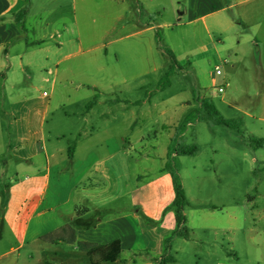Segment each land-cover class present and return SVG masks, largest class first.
Returning <instances> with one entry per match:
<instances>
[{"label": "crops", "instance_id": "obj_1", "mask_svg": "<svg viewBox=\"0 0 264 264\" xmlns=\"http://www.w3.org/2000/svg\"><path fill=\"white\" fill-rule=\"evenodd\" d=\"M252 1L258 0H0V79L3 89L6 88L9 74H26L27 80L31 81L35 74L31 75L30 71L38 72L41 67L48 65L56 67L54 71L44 69L49 75H54V85L59 76L63 88L75 85L76 91L89 88L97 94L87 99L84 108L80 106L75 113H71L77 127L74 131L76 144L71 147L59 144L64 137L59 133L53 134L40 149L30 146V135L34 136L28 130L34 120L33 103L28 98L23 102L24 109L20 111L22 121L16 126L17 132L12 135L14 139L7 146L0 144V153L6 150L13 153L11 158L16 172L33 173L23 183L15 184L12 179L14 186L10 188L11 195L25 190L24 200L30 204L27 209L22 207L20 212L12 216L3 209L0 190V261L17 253L5 264H45L42 262L46 256L45 248L40 245L44 243L42 237L59 232L67 226L74 229L78 242L107 245L120 240L121 255L126 250L138 251V246L142 245V248L155 249L159 251L160 257L163 256L164 235L172 234L176 229L172 209L175 191L172 176L167 169H163L148 187L154 190L152 208L141 206L134 213L124 212L113 219L102 217L89 220L94 210L100 211L112 205L109 200L104 201L102 206H93L94 197L102 196L107 190V186L99 190L102 185L93 180L94 169L103 166L107 175L114 168L130 163V150L126 147V144L130 146L129 139L123 138L122 132L113 133V122L121 121L125 114L135 110V128L137 121H144L148 116L144 107L157 106L154 98L131 100L118 95L114 90L129 88L130 82L143 90V78L163 68L164 54L156 42L157 30L164 29L172 33L181 31L187 38L186 51L180 48L183 43L180 32L167 38L169 50L174 53L179 68L186 67L189 72L204 73L215 60L224 62L222 82L234 77L235 80L239 78L240 82L244 81L248 91H242L241 95L248 99V107L238 105L237 100L231 104L224 98H221V103L228 110H236L246 118L264 121V16L247 15V5ZM54 5L60 11L68 8L72 17L71 25H63L65 33L59 35L61 41L52 44L53 35L49 33L30 38L25 27L30 18L36 17L38 26L50 27ZM26 7L29 10L22 24L16 15ZM237 8L242 12H236ZM101 10H105V15ZM252 10L256 12L253 7ZM62 14L63 19L65 14ZM98 16L105 17L108 25L102 35L94 29L99 22ZM105 40L106 43H103ZM98 48L105 49L100 56L108 60L107 69H99L100 73H106L100 79L92 75V65L98 56L91 54ZM84 56L87 59L83 64L68 66V63ZM170 66L171 61L169 69ZM84 71L85 76L78 78L73 74ZM203 86L201 90L209 87ZM17 87L12 84L10 89ZM99 88H106L108 93H116L117 96L103 100L97 91ZM205 98H199L198 103L188 100L182 106L191 109L197 104L199 108L201 100ZM63 100L69 102V106L73 105L71 97L63 96ZM94 100L95 103L88 107ZM13 105L17 106L18 103ZM62 107L65 108L66 104L63 103ZM49 111L48 104L40 117L39 136L42 139L39 143L44 141L43 126ZM2 127L0 113V134L3 133ZM164 127L169 128L171 125ZM2 165L9 167L8 160L0 154V176L6 174ZM53 176L55 188L51 191ZM119 181L117 196H125L126 187L130 189L129 184L124 176H120ZM161 185L166 188L162 199L157 193ZM137 191L138 187L135 195ZM65 196L67 199L63 201ZM64 204L67 208L61 212ZM170 208L173 213L166 214ZM157 230L164 232L153 241ZM11 238L17 242V247L9 245ZM4 245L5 250L2 248ZM26 245L32 248L25 252L26 256H22L21 250Z\"/></svg>", "mask_w": 264, "mask_h": 264}, {"label": "rangeland", "instance_id": "obj_2", "mask_svg": "<svg viewBox=\"0 0 264 264\" xmlns=\"http://www.w3.org/2000/svg\"><path fill=\"white\" fill-rule=\"evenodd\" d=\"M248 4V16H264V8L260 7L264 6L263 0L252 1ZM252 7L256 9V12L252 10ZM53 8L50 27L38 26V19L30 18L25 25L30 38L49 33L53 35L52 44L56 45L61 41V36L65 33L63 25L64 23L71 25L72 17L69 15L68 8L61 11L55 5ZM235 10L242 12L240 8ZM62 12L65 14L63 19L61 18ZM101 13L105 15V10H101ZM97 18L99 22L94 29L102 35L108 27L107 21L105 17L98 16ZM157 32L156 42L164 54L163 68L143 78L142 83L145 86L143 90H139L134 82L128 84L129 88L114 90L118 95L131 100L154 98L157 106L153 108L145 106L148 116L144 121L143 119L137 121L135 128H133L136 122L135 110L125 114L121 121L113 122V133L122 132V137L129 139L130 146L126 144V147L130 150L128 155L130 163L121 168H114L107 175L103 166L94 169L92 178L102 185L99 190L106 186L107 190L102 193V196L94 197V205H92L102 206L104 201L109 200L112 201V205L100 211L94 210L89 220L102 217L106 220H109V217L113 219L124 212L134 213L141 206L152 208L154 190L151 191L148 187L163 169H167L168 149L176 127L188 114L193 113L195 116L194 113L197 114L200 109L197 104L196 107L189 109L182 106V103L188 100L191 102L195 100L193 103H198L199 98L206 96L214 102L225 118L230 120L242 118L244 124L240 130L233 129L220 125L207 116L205 121H198L187 127L184 134L186 144H196L198 152L194 156L171 159V164L172 167L177 165L179 169L188 201L184 212L187 218L186 228L189 238L175 237L169 243L171 254L175 258V262L170 264H264V149H257L251 143L254 137L264 140V121L246 118L236 110H228L227 106L221 103V98H224L231 104L237 100L238 105L248 107V99L241 95V92L248 91V88L244 85V81L240 82L239 78L235 80V77L223 83L224 75L218 76L215 71L216 67L220 66L222 72L225 73V64L220 60L210 63V67L204 73H192L186 67L181 69L175 67L173 74L168 75L170 61L164 52L169 49L167 38L180 32V38L183 41L180 47L182 51L187 50V38L181 31L172 33V31L161 29ZM104 51L105 49L98 48L91 54L98 56L97 61L92 65V75L98 79L106 74L100 73L99 69L106 70L108 65V60L100 56ZM86 59V56L75 59L68 63V66H78ZM44 69L54 71L56 67L45 65L38 72L30 71L31 75L35 74L31 81L27 80L26 74H9L5 89L2 88L0 79V113L3 121L0 144L7 146L14 139L12 135L17 132L16 126L22 121L20 111L24 109L23 102L27 98L33 103L32 114L34 115V120L28 129L34 134V136L30 135V146L34 145L40 149L45 141L48 142L53 134L58 133L64 136L59 144L65 147L76 144L74 131L77 127L71 113H75L80 106L84 108L87 99H91L96 91L89 88L76 91L77 86L75 85H66L63 88L59 76L56 77L54 85V75H49ZM73 74L78 78L85 76L86 71ZM75 82L79 83V81ZM12 84L18 87L10 89ZM203 85L209 87L201 90L200 87H204ZM220 87L224 89L223 93H219ZM97 91L103 100L117 96L116 93H108L106 88H99ZM63 96L71 97L73 105L69 106V102L63 100ZM14 103L18 105L14 106ZM63 103L66 104L65 108L62 107ZM48 104L50 111L43 126L44 141L39 143L42 139L39 136L40 117ZM166 125H171V127H166V129L164 127ZM0 154L8 160L9 164V167L1 166L6 169V174L0 176L3 209L13 216L16 212H20L22 207L27 209L30 203L24 200L25 190L23 189L10 194V188L14 186L11 181L14 179L15 184L26 182L33 176V173L16 172L13 158H11L12 152L6 150ZM120 176H124L126 183L129 184L130 189L126 187L125 196H117ZM137 187L138 193L135 195ZM50 188L54 191V176ZM165 191L164 185L158 188L157 193L160 194L161 199L165 197ZM50 194L52 195L51 192ZM66 199V196L62 198L63 201ZM66 208L64 204L60 211L64 212ZM167 213H173L172 209ZM109 214L111 216H108ZM163 232L164 230L161 231ZM161 233L157 230L153 241L159 239ZM31 235L32 232L30 237ZM164 236L167 239L171 234L167 233ZM152 243L154 246L155 243ZM9 245L18 246L12 238L9 240ZM40 245L45 248L46 256L42 261L45 264H111L103 262L98 255L91 257L82 252L77 243L45 244L44 242ZM142 247L139 245L138 251L126 250L116 264H161L164 254L160 257L159 251L146 250ZM2 248L5 250V245ZM31 248L26 245L21 250L22 256H26L25 252ZM16 255L17 253L1 260L0 264H5L9 258ZM34 256L37 258L36 255Z\"/></svg>", "mask_w": 264, "mask_h": 264}, {"label": "trees", "instance_id": "obj_3", "mask_svg": "<svg viewBox=\"0 0 264 264\" xmlns=\"http://www.w3.org/2000/svg\"><path fill=\"white\" fill-rule=\"evenodd\" d=\"M29 7H26L22 11H20L16 17L20 23L23 24V19L26 16ZM165 55L170 59L171 66L169 69L168 75H172L175 67H179L178 61L174 55V53L167 49L164 51ZM95 103V100L92 101L88 107H91ZM188 114L180 125L176 127L174 136L171 139V143L168 149V162H167V170L170 171L173 180V186L175 191V199L172 203V209L175 214L176 220V229L171 234L169 238L165 241V252L162 259L161 264H170L175 262L174 256L171 254V246L170 242L175 237H184L186 239L189 238L188 230L186 228L187 218L185 215V208L188 205V201L183 189V184L181 177L178 172L177 165L172 167L171 159L174 160L176 157L181 156H194L198 152V146L196 144H186L184 134L187 130V127L198 121H205L207 116L213 118L218 124L240 130L244 124L242 118L230 120L225 118L222 113L215 106L214 102L210 99H202L200 102V109L196 113ZM251 143L254 147L264 149V140L260 138H252ZM70 158L72 157V152L69 154ZM42 241L49 244H57V243H77L82 252H85L92 256H100L101 260L106 263L116 264L120 258L122 253V245L120 240H115L107 245H99L96 243L90 242H77L75 231L70 226L63 228L59 232L49 233L42 237Z\"/></svg>", "mask_w": 264, "mask_h": 264}, {"label": "built area", "instance_id": "obj_4", "mask_svg": "<svg viewBox=\"0 0 264 264\" xmlns=\"http://www.w3.org/2000/svg\"><path fill=\"white\" fill-rule=\"evenodd\" d=\"M215 71H216V74H217L218 76H221L222 73H223V72H222V68H221L220 66H217ZM219 92H220V93L224 92V89L220 87V88H219Z\"/></svg>", "mask_w": 264, "mask_h": 264}]
</instances>
